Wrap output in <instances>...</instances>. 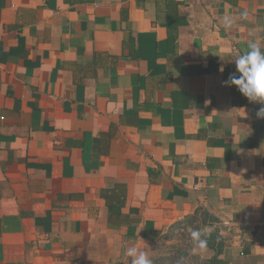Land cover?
<instances>
[{
    "label": "crops",
    "instance_id": "crops-1",
    "mask_svg": "<svg viewBox=\"0 0 264 264\" xmlns=\"http://www.w3.org/2000/svg\"><path fill=\"white\" fill-rule=\"evenodd\" d=\"M253 39L264 0H0V264H125L194 225L264 264V104L224 83Z\"/></svg>",
    "mask_w": 264,
    "mask_h": 264
},
{
    "label": "clouds",
    "instance_id": "clouds-1",
    "mask_svg": "<svg viewBox=\"0 0 264 264\" xmlns=\"http://www.w3.org/2000/svg\"><path fill=\"white\" fill-rule=\"evenodd\" d=\"M239 16L241 19L247 20L248 10L240 12ZM234 23L235 20L227 14L222 18V24L226 29L232 27ZM233 60L236 72L230 74L228 80L224 82L225 85H235L249 101L264 104V44L255 39L251 40L247 45V50ZM257 116L264 118V107L258 110ZM190 235L193 251L204 252L207 250L206 229L191 230ZM124 255L131 259V264H153L147 251L138 245L126 247Z\"/></svg>",
    "mask_w": 264,
    "mask_h": 264
},
{
    "label": "rangeland",
    "instance_id": "rangeland-1",
    "mask_svg": "<svg viewBox=\"0 0 264 264\" xmlns=\"http://www.w3.org/2000/svg\"><path fill=\"white\" fill-rule=\"evenodd\" d=\"M200 228L194 225L190 229L178 230L175 234L165 235L151 250L149 257L153 264L159 262L173 263V264H202L198 256L193 251V244L191 240L190 231ZM125 264H131L127 261Z\"/></svg>",
    "mask_w": 264,
    "mask_h": 264
},
{
    "label": "trees",
    "instance_id": "trees-1",
    "mask_svg": "<svg viewBox=\"0 0 264 264\" xmlns=\"http://www.w3.org/2000/svg\"><path fill=\"white\" fill-rule=\"evenodd\" d=\"M207 239V246L210 248H214L216 250V254L213 258H211L210 260H204L201 259L198 256L199 261L202 264H229L228 261L223 260L222 258L219 257V254L222 251V241L220 239V237H218L216 234H211L208 237H205ZM159 264H173V263H166V262H159ZM177 264V263H176Z\"/></svg>",
    "mask_w": 264,
    "mask_h": 264
}]
</instances>
